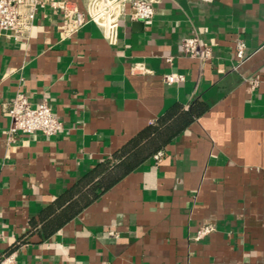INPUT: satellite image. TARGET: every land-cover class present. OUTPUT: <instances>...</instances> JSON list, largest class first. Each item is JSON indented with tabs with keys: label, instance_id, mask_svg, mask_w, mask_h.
<instances>
[{
	"label": "crops",
	"instance_id": "1",
	"mask_svg": "<svg viewBox=\"0 0 264 264\" xmlns=\"http://www.w3.org/2000/svg\"><path fill=\"white\" fill-rule=\"evenodd\" d=\"M60 21L46 5L27 39L0 31V254L16 264H264V0H159L151 18L120 20L116 44L92 22L63 38ZM192 35L211 48L202 68L181 47ZM237 39L250 56L235 68ZM169 72L185 80L166 83ZM17 91L47 102L63 128L10 135ZM173 110L160 149L57 224V198L88 192L101 162L120 163L114 155ZM204 224L213 230L195 239Z\"/></svg>",
	"mask_w": 264,
	"mask_h": 264
},
{
	"label": "built area",
	"instance_id": "2",
	"mask_svg": "<svg viewBox=\"0 0 264 264\" xmlns=\"http://www.w3.org/2000/svg\"><path fill=\"white\" fill-rule=\"evenodd\" d=\"M82 2L83 6L80 7L70 0H0V31L11 33L15 38L27 39L33 30L37 11L49 5L60 14L59 28L63 38H70L86 23L92 22L101 29L103 37L109 44H116L120 20L127 14L131 20L144 21L151 18L154 14V4L159 0H82ZM127 6L129 12L126 11ZM181 47L186 55L198 59L200 68L212 56L210 46L197 35L183 38ZM245 47V42L237 39L235 68L242 65L250 56L245 53ZM166 59L171 60L170 57ZM162 79L169 84L179 83L185 80V75L169 72L163 74ZM250 84L255 87L258 80L253 78ZM7 113L11 119L10 135L17 132L24 134L40 132L52 136L63 128L61 120L54 115L47 102L32 105L22 91L15 93L7 107ZM161 155V152H157L154 159L159 161ZM212 230L211 225L204 224L196 231L194 238L200 239ZM0 264H16L15 254H0Z\"/></svg>",
	"mask_w": 264,
	"mask_h": 264
},
{
	"label": "trees",
	"instance_id": "3",
	"mask_svg": "<svg viewBox=\"0 0 264 264\" xmlns=\"http://www.w3.org/2000/svg\"><path fill=\"white\" fill-rule=\"evenodd\" d=\"M203 108H191V114L199 113ZM173 111L158 120L156 125H152L146 129L143 133L138 134L127 145L120 149L115 154V158H121L120 163L111 164L109 161L101 162L90 174V183L88 185V192L83 191L81 188H71L66 190L57 200H55L53 207H48L50 211L54 208H59L62 211L61 217L59 216L57 224L64 223L67 219L75 215L82 207L85 206L87 200H92L98 192L108 188L119 175H124L130 169H133L143 159L149 155V152L156 151L162 147L169 136L173 135V131H169L163 127L166 119L172 114ZM169 131V133H168ZM152 137L148 144L141 145L142 137ZM164 136L168 138L165 139ZM149 137V138H150ZM146 145V146H145ZM119 169V170H118ZM97 178V180H94ZM43 211V213H45Z\"/></svg>",
	"mask_w": 264,
	"mask_h": 264
}]
</instances>
